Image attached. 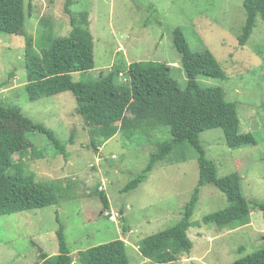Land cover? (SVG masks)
<instances>
[{"label": "rangeland", "instance_id": "1", "mask_svg": "<svg viewBox=\"0 0 264 264\" xmlns=\"http://www.w3.org/2000/svg\"><path fill=\"white\" fill-rule=\"evenodd\" d=\"M243 1L70 0L68 14L67 0H24V30L33 40L40 33L63 37L72 28L71 17L79 22L80 14L87 12L94 68L73 73L74 82L97 80L123 56L127 64H167L172 78L184 88L187 77L172 40L174 29H181L191 50H209L225 75V79L198 76V85L222 89L225 100L237 106L239 131L251 133L256 140L254 146L231 149L221 129L204 131L199 140L206 157L215 164L218 177L240 176L241 193L248 202L264 203V22L257 19L241 46ZM24 46L23 37L0 35V100L51 130L67 154L64 158L57 153L45 135L26 133L34 148L14 154V163L39 181H59L58 203L0 216V264H37L42 252L58 254L60 226L74 264H78L79 251L117 239L125 242L127 264H158L143 258L139 245L180 220L199 178L195 149L188 143L181 145L157 162L136 189L121 193L146 167L157 143L170 138L168 130H154L148 136L140 133L129 140L117 133L94 151L91 139L96 129L85 126L76 114L71 93L28 99ZM96 186L110 202L106 212L93 192ZM227 205L225 195L214 186L201 187L187 232L190 253L166 264H232L264 248L262 210L252 207L249 224L240 227L219 229L202 222Z\"/></svg>", "mask_w": 264, "mask_h": 264}, {"label": "trees", "instance_id": "2", "mask_svg": "<svg viewBox=\"0 0 264 264\" xmlns=\"http://www.w3.org/2000/svg\"><path fill=\"white\" fill-rule=\"evenodd\" d=\"M69 2L67 0L65 5L68 14ZM243 8L245 22L238 39L241 46L250 38L257 19L264 22V0H244ZM26 16L24 0H0V35L20 36L25 42L24 87L30 101L71 93L77 105L76 114L85 126L96 129L91 139L94 151L117 133L129 140L140 133L147 135L154 130L161 133L163 129L168 130L170 138L157 143L146 167L121 189V193L136 189L147 179L157 162L166 159L181 145L188 143L197 153L199 178L190 201L173 227L141 241L139 252L143 258L166 264L189 255L192 244L187 232L192 227L190 218L203 186H214L225 195L228 203L225 209L206 215L202 220L204 224H213L219 229L240 227L249 224L252 207L264 211V203L248 202L242 195L237 173L217 176L215 164L207 159L201 146L199 135L213 129L223 131L225 144L231 149L256 145L251 133L239 131L237 106L225 100L222 89L200 87L196 82L198 76L225 79L218 61L209 50L192 51L182 30L174 29L173 44L180 54V64L187 77L184 88L172 78L167 64L149 61L127 64L123 56L118 57L108 73L97 80L74 82L73 73L94 68L93 39L86 19L88 13H81L79 22L71 17L72 28L66 36L40 33L34 40L24 30ZM118 79L122 82L117 83ZM28 132L45 135L52 142L53 149L66 157L65 145L51 130L34 124L17 106L0 100V216L58 203L59 181H39L32 172L23 173L22 167L14 163V154L34 148L26 138ZM9 171L13 173L8 174ZM66 188L70 187L67 185ZM93 192L106 212L110 202L104 190L96 186ZM56 238L58 254L48 256L42 252L37 264H74L62 226L56 231ZM127 262L125 242L120 239L79 251L77 260L78 264ZM232 264H264V248Z\"/></svg>", "mask_w": 264, "mask_h": 264}]
</instances>
